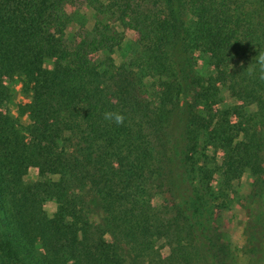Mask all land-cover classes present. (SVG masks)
I'll use <instances>...</instances> for the list:
<instances>
[{
  "label": "trees",
  "instance_id": "obj_1",
  "mask_svg": "<svg viewBox=\"0 0 264 264\" xmlns=\"http://www.w3.org/2000/svg\"><path fill=\"white\" fill-rule=\"evenodd\" d=\"M72 5L90 8L93 19L75 40L66 36ZM126 32L135 40L122 63L91 58L127 47ZM179 48L184 65L175 61ZM261 57L264 0H0V196L13 198L17 221L25 215L31 240L1 220L25 260L227 264L209 196L227 197L232 179L248 172L264 198ZM5 80L28 92L32 123L2 113ZM212 148L223 149L221 165ZM31 166L39 179L20 184ZM177 173L191 213L163 196H174ZM48 200L52 216L40 210ZM195 219L206 229L196 231ZM259 241L246 249L249 264H264Z\"/></svg>",
  "mask_w": 264,
  "mask_h": 264
},
{
  "label": "rangeland",
  "instance_id": "obj_2",
  "mask_svg": "<svg viewBox=\"0 0 264 264\" xmlns=\"http://www.w3.org/2000/svg\"><path fill=\"white\" fill-rule=\"evenodd\" d=\"M67 13L71 20L66 28V36L70 40H75L76 34L83 26L90 27L92 25V10L85 5H72L67 7ZM126 37L128 46H125L121 51H116V54L100 51L92 55L91 58L95 60L98 65H101V67H104L105 63L111 59H113V63L116 66L119 65L124 61V55L130 57L131 50L133 49L130 44L135 40V35L131 32H126ZM181 49L179 48L175 52V61L179 65H184L188 60V55ZM102 63H104V65ZM5 82L9 88V98L3 103L1 109L2 113L10 119V121H15L18 124L27 125L32 123L31 116L28 112H24V109L31 103V97L28 92L22 88L20 83L15 81L9 82L8 80H5ZM181 109L177 110L172 124V130L176 134L177 143L179 129L181 128ZM210 156H216V162L218 165H221L224 151L221 148L217 150L216 148H212ZM255 175L257 174H253L252 176L246 172L240 177L235 176L228 187L230 192L227 194V197H220L218 190L214 193L213 198L209 196V198H211L209 202L210 214L213 213L214 217L212 227L218 229L219 233L222 235L218 236V238H220V248H222V254L226 258L227 264H249L250 255L246 253V249H250V247H253L256 243L259 244V240L262 244V248H264V226L257 221L258 214L260 217H264V198L261 196L260 183L254 180ZM219 176V174L214 175V180L211 185L214 189H218L217 185L219 186L220 181ZM38 179V168L31 166L22 175L19 183L29 184ZM174 179V196L171 197L170 193L164 194L163 196L167 197L169 200H172L174 197L173 199L178 202L181 207L191 213L193 211V205H190L188 201L190 193L187 186L188 184L186 182L184 183L181 177H178V173L175 175ZM261 179H264V176H262ZM19 198L17 194L16 199ZM20 203L21 201L19 200L18 204ZM222 204L223 206L218 207V205ZM0 205H3L6 211L3 212L0 210V264H29L27 260H25L26 258L23 253L19 252L17 244L10 241V236L5 229L4 221L2 222L1 220V218L5 217V220L13 225L14 229L12 228V232L15 233L21 241L27 242L31 239L25 237V215H23L20 221L16 220L18 213L16 214L13 198L7 196L6 193L0 196ZM214 206L215 208L212 209ZM40 210L45 212L46 215L52 216L56 210V203L53 200H48L40 204ZM201 222L202 224L205 222L207 225L205 217H202ZM198 223L199 221L195 219L196 231L206 229V226L204 229H202L201 226L199 227ZM258 228H261L262 231ZM207 233H198L202 236L201 242L204 244V247L206 242H208ZM34 246L38 249L39 243L35 242ZM161 246L163 247V245ZM166 249L168 248L162 249L163 256L167 255ZM207 251H209V249H207ZM208 254H205L206 256H204V259H211ZM37 258L39 259V255H37Z\"/></svg>",
  "mask_w": 264,
  "mask_h": 264
},
{
  "label": "clouds",
  "instance_id": "obj_3",
  "mask_svg": "<svg viewBox=\"0 0 264 264\" xmlns=\"http://www.w3.org/2000/svg\"><path fill=\"white\" fill-rule=\"evenodd\" d=\"M261 59L264 60V57H261ZM106 115H109V114H106ZM121 119H122L121 117L117 116L116 117V122L117 123H120L121 122Z\"/></svg>",
  "mask_w": 264,
  "mask_h": 264
}]
</instances>
